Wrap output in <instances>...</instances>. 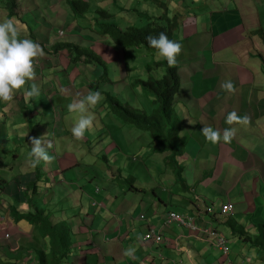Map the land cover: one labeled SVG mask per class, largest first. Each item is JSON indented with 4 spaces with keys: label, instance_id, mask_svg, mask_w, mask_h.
I'll return each mask as SVG.
<instances>
[{
    "label": "crops",
    "instance_id": "0c3cea01",
    "mask_svg": "<svg viewBox=\"0 0 264 264\" xmlns=\"http://www.w3.org/2000/svg\"><path fill=\"white\" fill-rule=\"evenodd\" d=\"M171 2L175 4H168ZM175 7L178 9L172 20L176 35H183L186 41L177 57L182 91L176 105L180 118L178 137L185 144L184 154L172 162L171 154L159 153L160 146L153 140L142 143L145 131H118L112 124L120 122L101 105L102 100L93 109L98 115L88 136L79 142L72 136L76 142L73 144L52 141L56 144L49 153L55 157L54 161H41L34 168L46 173L40 175L39 191L36 189L32 194V189H28L35 180V175L30 173L24 175L28 180H19L14 185L11 200L4 201L13 183L10 178L7 189L0 195V264H30L31 258L36 264L40 258L38 252L49 250L50 245L48 235L44 238L47 231L39 225L4 216L7 211L4 212L3 206L10 203L11 208L23 214L34 210L31 203L35 208L45 209L52 224H67L73 243L62 264H264L263 248L233 234L240 225L248 236L255 237L261 232L259 226L264 224V88H255L264 86V0H168L163 5L167 17ZM59 61L57 58V63L52 62L54 67L60 65ZM42 71L41 87L50 100L42 102L37 97L25 96L35 104H57L66 109L74 98L88 91H100L103 97L105 92H132L122 72L117 77L123 83L118 86L116 79L103 78L102 84L93 86L95 73L78 72L85 77L78 80L82 83L77 88L74 75L64 73L59 79V71L48 68V64H44ZM229 79L235 85L234 93L220 87ZM104 83L109 85L108 89L103 88ZM233 110L241 116L247 115L249 124L227 126L226 116ZM71 118L74 119L72 115ZM8 122V117L1 120L0 131ZM14 124L12 121L11 125ZM203 126H212L221 133L226 128L236 131L230 143L212 144L202 135ZM11 131L16 130L11 128ZM101 133H105L106 141L98 149L94 144ZM19 135L25 136L24 129H20ZM30 137L35 136H28L29 144ZM80 142L92 144L106 162L119 164L113 166L105 187L102 173L95 172L92 164L82 159ZM73 147L76 152L72 151ZM135 149L140 156L132 153ZM59 150L78 155L80 164L72 168L81 172L76 181L68 182L69 178L63 175ZM125 152L140 160L129 169L133 181L128 187L116 182L128 170V167L124 170ZM143 172L147 173L146 182H141ZM154 173H158L156 178ZM12 177L24 178L18 171ZM55 188H65L67 196H63L65 192L56 196ZM71 195L73 203L65 204ZM226 201L233 205L231 215L221 212ZM79 203L81 212L76 211L72 220L55 217L59 210L71 209ZM169 211L185 214L195 228L165 226ZM210 227L227 237L228 254L204 231ZM150 228L163 229L159 241L145 238ZM137 234L143 238L141 241H137ZM130 245L137 246L135 258L123 255Z\"/></svg>",
    "mask_w": 264,
    "mask_h": 264
},
{
    "label": "trees",
    "instance_id": "16d2710c",
    "mask_svg": "<svg viewBox=\"0 0 264 264\" xmlns=\"http://www.w3.org/2000/svg\"><path fill=\"white\" fill-rule=\"evenodd\" d=\"M110 1L115 4L118 0H102V3L107 4ZM167 2L168 1L162 2V0H127V8L122 5L120 7V12L116 13L106 9L98 0H65V4L68 5L67 7L63 4V6L61 5L60 7L61 9L57 12L47 9L48 15L52 18L51 21L48 18L47 23L51 25L53 22L58 21L57 26H59V29L64 33L67 31L69 23L74 24L72 26L75 27V29H80V27L73 22L75 18L74 15H84L91 12L93 7L97 8L100 17L95 24L92 22L89 24L92 31H86L98 35L102 38V41L112 42L111 40H113L118 48L121 49L117 52L116 57L117 62H120L121 59H123V61L125 60V55H127V58L135 57L134 49L139 47H146L157 52L148 45L146 41L148 35L156 36L164 32L170 40L181 43L176 38V26H173L174 22L172 18L167 17L164 11L163 5ZM17 4L18 0H11V4H7L11 6V14H14ZM168 4L175 3L171 2ZM157 15L160 16V20ZM163 15L165 16V20H162ZM29 18L31 17L22 15L19 24L26 22ZM21 25L26 27L28 23ZM69 36L70 37L66 41L54 44L53 52L66 51L70 56V62H79L84 58L86 63H95L97 67L104 70L103 74H98L97 70L95 72V78H104V76H107L110 72L108 63L113 64V62L103 59L99 52L95 50L94 46H89V42L93 41L86 39L84 35L69 34ZM81 43H83V45ZM109 54L112 56L110 52ZM157 56L158 54H153L152 56L155 59L154 66H152L150 62H147L145 65L146 71L150 70L151 72L147 73L146 71L142 72L140 70L136 73L137 75L131 82V85L134 88L132 92H135L137 95L141 92V97L144 96V90L150 93L151 98L158 104V108L149 113L146 108L140 106L135 100L132 104L113 101L116 104L114 105L111 104L110 92L104 93V107L105 104H107V111L109 113H116V115L123 119L124 123L135 125L143 131H149L153 142L160 146L158 152H168L172 156L171 161L175 162L177 156L184 154L185 146L182 139L178 137L180 118L176 109L177 102L180 100L179 93L182 91V76L178 64H176L175 67H169L164 58L156 60ZM133 68L134 67L128 66L127 70L132 72ZM41 74L42 71L36 69L35 81H30L29 84L26 85V89L30 88L33 82L37 85L38 83L42 85ZM39 89L41 90V87H39ZM86 94L87 93L84 95ZM25 96L26 90H19L16 91V96L13 101L4 102L0 100V104L6 105L4 109H7V111L11 113H13L19 105L22 107L21 113L27 114L32 105H34L35 108L42 106V104L39 103L35 104L32 100L27 101ZM35 113L37 112L35 111ZM24 179L28 180V177L20 179L13 178V183H11L14 187V185L16 186L19 183V180ZM127 179H125V182H128V184L133 181L132 177ZM4 188H6V186L0 189V195ZM28 189H32L33 191L38 189L39 191V179L36 178L32 181ZM30 206H32L34 210L29 213L23 214L14 208H9V211H11L16 220L27 219L31 223L39 225L41 230L47 231L44 238H46L47 235L50 238L49 250L41 249L38 252V254L40 253V258L37 259V264H62L71 252L73 243L72 237L69 238L71 229L67 227V224H52L45 209H40L39 207L35 208L31 203ZM40 214H43V216H40ZM142 215L144 214H141V216ZM259 229L261 230L260 234L252 237L248 236L244 227L239 225L234 229L233 234L249 241L252 246H258L264 249V224L259 226Z\"/></svg>",
    "mask_w": 264,
    "mask_h": 264
},
{
    "label": "rangeland",
    "instance_id": "374dc122",
    "mask_svg": "<svg viewBox=\"0 0 264 264\" xmlns=\"http://www.w3.org/2000/svg\"><path fill=\"white\" fill-rule=\"evenodd\" d=\"M61 1V2H59ZM100 2V4H103L102 6H104L106 9L111 10L113 12L119 13L120 12V7L122 5H124L126 3V0H118L117 3H112V1H110L107 4L102 3V0H98ZM19 4H20V9L18 14L22 15L26 12H29L30 14H28L27 16H30L31 18L27 19L28 22L30 21H37L39 20L40 22H43L45 20H47L49 18V20L51 21L52 18L50 17V15H48L47 9L48 10H52V11H58L61 8V5L63 6V4L67 7L68 5L65 4V0H18ZM7 4H11V0H0V8L3 9H7L11 6L7 5ZM40 7V8H39ZM178 9V7H175L172 10L171 15H169V17L173 18L175 16V12ZM7 13H4L2 11H0V22H2L4 19H10L8 15H6ZM72 14L74 15V13L72 12ZM137 14V13H136ZM159 17L160 20V16L157 15ZM74 23L76 25H78V27H80V29H75V27H73L72 25L74 24H70L68 26L67 31H65V34L62 38H60V40L62 41H66L68 38L67 36L69 34H73V35H84V37H86V39L93 41V42H89L90 46H94L95 50L97 52H99L102 57L104 59L107 60H111L113 62L112 63H108L109 65V69L110 72L108 74L109 77L104 76L103 80H112V79H116L118 81L117 85L123 83V79H119L117 76H120L118 73L122 72V75L125 76L127 83L129 84V86H131V82L134 80V78L136 77V73L139 72L140 70L142 72L146 71L145 69V65L147 62H150V64L152 66L155 65V59L152 57L153 54H157V52L150 50L146 47H139L134 49V55L135 57H129L127 58V55H125V60L123 61V59H121L120 64L118 65L117 62V52H119L121 49L118 48L117 44L113 42V40H111L112 42H108V41H102L100 37H98L97 35H94L93 33L89 32L92 31L90 29V23L92 22L93 24H95L99 17L100 14L97 10V8L92 9L91 12L86 13V14H77L74 15ZM154 17V16H153ZM157 18V17H156ZM11 19H14V21L17 19L16 16H11ZM162 20H165V16L163 15ZM178 27H181L182 25L176 23ZM89 30V31H86ZM97 37V38H96ZM177 40H179L182 43V46L185 44V40L183 39V35L177 37ZM180 38V39H179ZM96 43V44H94ZM128 51V50H127ZM109 52L112 54V56L109 54ZM68 58H70V56L65 52V51H61L60 52V66H65L68 64V69L63 68V67H50V69H57L58 72V78L63 77L64 73H67L69 75H74V79L73 81L76 82V87L79 88L81 86V82H78V80H82L85 75L83 76V73L79 74L78 72L84 71V72H89V74H91L90 72H94L95 70V66L90 64V66H85V62H68ZM119 58V57H118ZM123 58V57H122ZM127 58V59H126ZM163 59L162 57H160L159 55L157 56L156 60H161ZM43 64H39V69L42 67ZM131 66L134 67L132 72H129L127 70V67ZM102 72H104V70L101 69ZM151 72L150 70L146 71ZM42 73H44V71H42ZM80 76V77H79ZM94 82V83H93ZM93 86H96L98 84H102L103 81L100 78H97L96 80H94ZM257 83H258V79H257ZM112 84V83H111ZM113 85V84H112ZM38 86L41 87L42 85H40L38 83ZM113 87H115L113 85ZM103 88L104 89H108L109 85L107 83L103 84ZM256 89H261L264 88V86L261 87H257L255 86ZM133 90V89H132ZM41 93L40 95L37 97L39 98V100L43 101H49L50 97L48 95V93L46 91L43 90V87H41ZM115 95H117L118 99L121 102H125V100H129V103L132 104L133 101H137L139 103L140 106H143L144 108L147 109V112H152L154 111V109L158 108V104L154 101L153 98H151V94L146 92L144 90V96L141 97V92H139V95H137L135 92H117L114 93ZM138 96V97H136ZM111 104H113L111 102ZM102 105V103H101ZM0 122L1 120H4L7 118V114L8 116H12L13 113L8 112L7 109H4V107H6V105L0 104ZM104 109V107H102ZM30 109H33V111L37 112L34 115H32L30 117L29 114L27 113H21V114H17L14 115L13 118H10L9 122L4 125L3 131H4V142H0V156L3 158H1L0 162V189H2L3 186H6V188H4L2 191L6 190L8 187V183L9 181L11 182L10 178L13 181V177H12V173H14L15 171H22V172H29L34 170L31 167L29 158L27 156V153L30 152L31 150V144L28 143V136L32 135L30 133L32 132H40V131H44L45 129H47V125L50 126L51 125V130H49V133H47V135L44 137L45 139H47V141L49 139H53L52 141L57 139L58 144L61 143V140L63 143H69V144H73L76 143L73 140L72 137V133H67L70 131V124L73 122L71 119V117L69 115H72L75 119V122L78 118V114L75 113H70L69 115H66V109L65 111H61V109L59 107H57V104H54V108L52 109V112L49 109V105L46 103L45 105L42 104L41 107L35 108L34 105H32L30 107ZM105 109L107 111L108 109V105L105 104ZM108 112V111H107ZM109 113V112H108ZM115 116V118L118 120V122H120L119 124L115 123L112 124V126H114L118 131H124V132H128V133H132V132H143L142 129L136 127L135 125H128L126 123H124L123 119H121L120 116L116 115V113H109ZM98 115V114H96ZM60 116L61 119L59 122L54 123L53 121V117H58ZM12 121H14V125H11ZM122 124L121 127H119L118 125ZM225 124L228 126V124L225 122ZM11 127H13V129H15L16 131H11ZM20 129H24L25 131V136H20L19 135V131ZM55 131V135H61L59 138H57V136L54 135ZM51 131V132H50ZM98 140L96 141V143L94 144L95 148L99 149V146L102 145L106 140V136L105 133H101L98 135ZM152 140V136L151 133L149 131H145L144 137L142 139V143H148L149 141ZM77 142H79L78 140H76ZM53 143V142H52ZM81 143V153H82V159L88 160L95 172H101L102 176L104 178V181L102 182V185L105 187L106 185V179L109 178L112 174V172L110 173V171H113L114 168L113 166H118L119 164L117 163L116 165L114 163L111 162H106L105 158L103 155H99L98 156V152L93 150V145L92 144H88V143H84V142H80ZM56 144V143H53ZM63 150H65V148H63ZM72 151L76 152V147H73ZM110 153H114V150H110ZM126 153V152H125ZM133 154H137V149H135L133 152ZM58 154H61V165L64 166V168L67 169L66 172H63V175L68 177L69 180L68 182H74L76 181L75 178L77 177V175H79L81 172L80 171H75L72 170V168L79 166L80 164V159L78 157V155L76 153L74 154H66L65 152H63L62 150L58 151ZM133 154H128L126 153V165L124 166V170H126V168L128 167L127 171H124L122 173V176L119 177L116 182L119 184H122L126 187L129 186L128 182H125V179H127L129 176L132 177L131 173L129 172V169L132 168L133 166H136V164L140 163V160L138 161L137 159L134 160L132 155ZM17 155V158H14L13 156ZM140 156V154L138 155ZM65 157V158H64ZM136 157V156H135ZM112 158V157H111ZM110 158V159H111ZM137 158V157H136ZM149 160L151 161L152 158H149ZM10 162L11 164L6 166V163L4 162ZM106 164V165H105ZM104 165L106 166L107 170H104ZM11 166V167H10ZM110 167V168H109ZM135 171V170H133ZM138 174V170L136 171V175ZM143 178L141 179V182H146L148 180V178L145 177V174L147 175L146 172H143ZM153 177H157L158 173H154ZM50 178L53 176V173L49 174ZM13 188V184L11 183V187L9 190H7L6 192V196L3 197V200L6 201V199H10L11 200V190ZM23 189L26 190L25 187H22ZM62 194H64L65 192V188H55L54 190V194L56 196H59ZM64 197H66V192L63 195ZM31 198H33L31 196ZM73 195L69 196L65 202V204H68V202H72L73 203ZM1 205V203H0ZM80 203L79 204H75V206L71 209H67V208H63L62 210H59L57 212V215H55V217H62L65 220H72L74 213L77 212H81L80 210ZM9 208H11V203L7 204V206H3V210L4 212V216L8 215L10 218L12 217L13 219H15L14 215L11 213V211H9ZM3 216V217H4ZM40 216H43V214H40ZM72 217V218H71ZM63 224L64 223H59L58 225Z\"/></svg>",
    "mask_w": 264,
    "mask_h": 264
},
{
    "label": "clouds",
    "instance_id": "9594fccd",
    "mask_svg": "<svg viewBox=\"0 0 264 264\" xmlns=\"http://www.w3.org/2000/svg\"><path fill=\"white\" fill-rule=\"evenodd\" d=\"M162 1H168V0H162ZM123 6L127 8V0ZM19 9H20L19 2L17 6H15L14 14H11V7L7 9L0 8V11L7 13L6 15H8L10 18V19H4L2 22H0V100L4 102L13 101L16 96V91L19 90H26V95L30 98L38 97L40 95V89L36 83L34 82L31 83L30 88L28 89H26V85H28L30 81H35L36 69H39L40 63L43 64L42 67L40 68V71H42L44 64H48V68H50L51 66L54 67L53 63L55 62L57 63V58H60L61 51L57 53L53 52V45L56 43L63 42L62 40H60V38H62L65 34L61 29H59V26H57L58 21H55L51 25H49L47 23V20L43 22H40L39 20L28 22L26 20V22L21 23V24L28 23L26 27L24 25L19 24L20 17L22 15L30 14L29 12H26L22 15H19L18 14ZM11 16H16L17 19L14 21V19H11ZM69 37L70 36L68 35L67 38ZM146 41L151 48L157 51V54L160 57L164 58L167 61L169 67L176 66V64L178 63L177 57L180 55L183 47L181 43L174 40H170L164 32H161L156 36L148 35L146 37ZM82 60L85 61L84 58ZM68 62H70L69 58H68ZM68 64L69 63H67V65L65 66L57 65L55 67H63L66 69L68 67ZM119 64L120 62H118V65ZM92 65L95 66V70L93 73H95L98 70L97 71L98 74H103L101 68L97 67L95 63H92ZM85 66H90V64L86 63ZM220 87L223 91H226L228 93H234L236 91L235 85L230 79L223 81ZM130 88L134 89L132 85L130 86ZM112 94L114 93H110L111 102L114 105H116L113 101L117 102L120 100L118 99L117 95L115 94L112 95ZM102 100H104V97H103V93H101L100 91H88L86 95L77 96L76 98H74L72 102L68 104V106L66 107V112L78 114V118L76 122L75 119L73 120L71 119L73 122L70 124V131L67 133H72V136L77 140H83L84 137L88 136V132L94 128V124L96 121V114L93 111V109H95V107ZM124 103H128V102H124ZM102 104H104V101L102 102ZM53 108H54V104L53 106H49L51 112ZM60 109L61 111H65V108H60ZM21 112H22V107L18 105V107L13 112L12 116L9 117L8 113L6 114L10 120V118H13L14 115L21 114ZM28 114L32 116L35 114V112L33 111V109H29ZM69 116L71 117V115ZM60 119H61L60 116L53 117L54 123L59 122ZM249 122L250 119L247 115L241 116L235 110L229 112L226 116V123L229 125L239 124V125L247 126ZM188 123L190 124V122ZM46 127L47 129H45L44 131L32 132L31 134H33L35 137L29 138L31 143V150L29 153H27V156L30 159V164L33 169L37 167L41 163V161L45 163H51L55 159V157L49 153L53 150L54 147V144L52 143L53 139H49L47 141V139L44 138L47 135V133H49V130H51V125L50 126L47 125ZM235 131L236 130L234 128H226L223 130V133H221L220 130L214 129L212 126H203L201 133L208 142L212 144H217L221 141H223L224 143H230L234 138ZM3 132H4L3 128H1L0 134H4ZM53 132L55 135L54 130ZM55 136L59 138L61 135H55ZM3 138L2 135H0L1 143L6 141ZM13 157L17 158V155H14ZM61 169H63L64 172L65 170L67 171V169L64 168V166ZM18 173L19 175L22 176L32 173L35 175V179L36 178L39 179L40 175L46 174L41 172V168L39 171L32 170L29 172H22L18 170ZM30 191L33 194V190ZM231 214H226V215H231ZM164 225H165V221H164ZM162 230L163 229H160L157 232H159V234L161 235ZM142 239L143 238L139 234H137V241H141ZM153 241H157V240H153ZM227 247H228V239H227ZM136 251H137V246L130 245L127 249L123 251V255L129 258H135ZM228 253H229V249H228ZM30 262H31L30 264H34L32 258Z\"/></svg>",
    "mask_w": 264,
    "mask_h": 264
},
{
    "label": "built area",
    "instance_id": "2783aa9c",
    "mask_svg": "<svg viewBox=\"0 0 264 264\" xmlns=\"http://www.w3.org/2000/svg\"><path fill=\"white\" fill-rule=\"evenodd\" d=\"M233 210V205L230 201H226L225 204H223L221 211L224 214H231ZM142 218H145V215L141 216ZM189 217H186L183 214H180L175 211L168 212L165 217V225H171V224H177L180 226H189L195 228L193 225H191V219H188ZM205 232L208 233V235L213 236L215 238V244L219 246L224 253H228V247H227V237L224 236L221 232H218L217 230L213 228H205ZM146 238L153 239L159 241L161 239V235L159 232L155 231V229H150L146 233Z\"/></svg>",
    "mask_w": 264,
    "mask_h": 264
},
{
    "label": "bare ground",
    "instance_id": "6f19581e",
    "mask_svg": "<svg viewBox=\"0 0 264 264\" xmlns=\"http://www.w3.org/2000/svg\"><path fill=\"white\" fill-rule=\"evenodd\" d=\"M40 8V7H39ZM23 114V113H22ZM185 215V214H184ZM189 216V215H188ZM165 220V219H164Z\"/></svg>",
    "mask_w": 264,
    "mask_h": 264
}]
</instances>
